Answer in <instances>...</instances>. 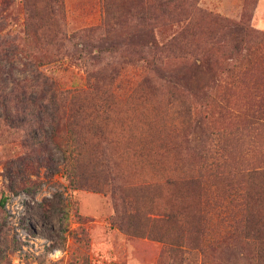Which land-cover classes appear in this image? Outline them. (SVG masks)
Listing matches in <instances>:
<instances>
[{"label":"rangeland","instance_id":"1","mask_svg":"<svg viewBox=\"0 0 264 264\" xmlns=\"http://www.w3.org/2000/svg\"><path fill=\"white\" fill-rule=\"evenodd\" d=\"M191 3L207 16L202 18L198 15L194 35L185 41L182 39L176 52L163 50L162 45L179 32L180 24L139 27L135 31L131 28L123 34L98 39L94 41L93 49L80 44L69 55H61L59 61L47 58L46 63L38 68L63 90L72 92V95L79 93L77 96L81 97L83 105L86 103L88 114L92 111L89 108L99 101L110 106L113 122L98 120L89 130L84 128L88 138L94 130L110 134L109 139L113 141L110 144V141L104 142L100 137L90 141L106 149L104 157H107L108 164L100 161V153L92 154L91 151L72 164H67L63 154L55 149L45 159L26 155L30 149L24 144L27 140L32 142L29 137L34 130L32 124L37 120L35 105L41 107L39 115L46 135L51 132L52 112L49 104L41 101L36 94L29 92L22 96L18 93L19 89L28 88L35 82L37 55L26 49L25 52L19 51L12 60L3 58L0 66L3 73L0 77V199L10 193L32 192L42 180H55L74 191H70L68 203L57 195L31 207L28 214L30 224L51 242L45 254L40 256L27 253L22 257L20 246L9 228L6 212L0 207V264H81L86 261L88 264H157L163 243L130 236L113 225L115 210L112 192L122 189L130 194L128 201L140 211L134 230L143 233L145 207L150 201L154 206H167L173 192L162 186L148 196L140 189L148 183L157 185L165 179L169 174L166 171L174 168L175 159L178 160V178L183 177L186 170L192 172L187 166L197 163L196 154L197 158L203 156V161L207 159L210 164L226 163L231 170L235 168L234 171L245 172V177L234 175L222 180L218 185L222 196L237 195L245 200L254 198L252 205L264 210V205L256 204L258 199L264 200V170H261V167L264 168V113L256 112L258 103L242 90L243 82L239 76L236 77L237 69L233 70V66H258V62L249 57L231 60L236 49L246 45L244 29L220 30L211 22V17H216L237 23L241 21L246 5V26L264 35V3L259 9V0H191ZM65 7L70 31L95 26L102 21L101 0H65ZM23 18L24 14H20L17 26L9 21L11 25L3 23L6 30L4 33L0 30V38L5 34H9L12 40L18 35L23 36ZM136 23L129 21V27ZM213 42L214 48H211ZM148 47H159L160 51L150 53ZM194 48L213 50L212 61L206 58L204 62H194L184 57L185 52ZM90 50L97 56L96 60L86 55ZM151 68L156 69L158 74L151 73ZM104 69L121 72L114 84L115 98L107 100L101 93L94 95L91 89L96 83L93 76ZM102 76L98 79L100 82L104 81L105 73ZM158 77L185 86L193 91V95L174 94L164 89ZM15 87L18 88L16 91ZM183 99L195 106L193 130L179 127L183 108L180 102ZM15 100L21 103L16 104ZM4 108L10 111L6 112ZM92 119H82L79 124L87 126ZM163 125L178 127L175 134L181 136L178 151L163 153L164 173L159 166L155 167L156 159L151 157L153 152H150L152 147L148 138V134L160 131ZM190 131L188 142H184V133ZM162 132L166 138H173L166 131ZM29 165L35 166V173H31ZM252 170L258 172L248 176ZM19 179H26V183L18 187L13 185V181ZM216 183V180L208 181L210 193L215 191ZM185 193L183 190L177 201L183 209L185 203L191 202ZM65 205L70 206L69 209L65 210ZM232 207L229 205V208ZM180 233L181 229L171 231L174 237L180 236ZM224 241L216 253L217 260L224 264H246L240 251L231 246L230 240ZM55 250H62L64 254L57 261H52L49 256ZM212 255L210 251L206 258ZM168 257L164 258V264L170 261ZM185 258L186 264H203L202 256L195 248H188Z\"/></svg>","mask_w":264,"mask_h":264},{"label":"trees","instance_id":"2","mask_svg":"<svg viewBox=\"0 0 264 264\" xmlns=\"http://www.w3.org/2000/svg\"><path fill=\"white\" fill-rule=\"evenodd\" d=\"M103 17L100 24L80 28L70 31L65 7V0H0L1 14L0 27L4 33L6 25H19L20 14H24L23 36H16L13 40L10 39L9 34H5L0 38V66L3 58L13 59L19 51L25 52L26 49L31 50L36 56L37 69L35 70V82L28 88L19 89L20 95H27L29 92L36 94L43 102H47L51 108V132L49 135L44 133L42 120L40 117L41 107H34L36 115V122L32 124V129L29 138L32 142L27 140L24 145L30 149L29 157L44 158L50 154L53 149L60 151L67 164L78 162L80 157L86 152L91 151L92 154L100 153V161L104 164L108 159L104 157L107 154L106 150L102 149L100 145L92 144L91 139L100 137L104 142L112 143L110 134L99 133L94 130L91 138L85 137L84 128L89 130L95 121L102 120L105 123L113 122L114 119L110 116L112 109L107 103L97 102L92 105L91 114H88L86 103L84 105L80 102L81 97L79 93L72 95V92L63 90L58 83L48 76L43 75L38 68L46 63V59H55L59 61L61 55H69V52L80 44L84 47H94V41L111 37L116 34H123L132 28V31L137 28L160 27L180 24L179 32L170 39L166 44L162 45L163 50H170L176 52L180 49L177 46L183 41L194 35L198 26L196 19L198 15L206 18L198 7L191 3V0H101ZM246 5L243 9L241 21L232 23L228 20H221L216 17H211V22L219 26L220 30H237L244 29L247 38L246 45L236 49V54L231 57V60H239L241 58L250 59L255 58L258 66H233L236 70V77L243 82L242 90L254 99L258 105L256 112L264 113V35L255 29L246 26L247 10ZM256 8V7H255ZM4 21V22H3ZM9 21V22H8ZM129 21H137L135 26L129 27ZM138 24L140 26H138ZM196 35V34H195ZM1 36V34H0ZM190 40H188L189 42ZM18 43V44H17ZM21 45H23L21 47ZM25 47V49H22ZM214 48V42L211 45ZM150 53L157 54L159 47H148ZM186 58L190 60L204 62L212 61L213 50H202L201 48H194L185 52ZM88 57L96 60L97 56L93 54V50L86 52ZM33 57V54H32ZM54 61V60H53ZM261 63H260V62ZM150 72L154 75L158 74L156 69L151 68ZM105 73L103 82H100L102 74ZM120 71L108 69L97 72L94 77L95 84L91 89L94 95L99 93L107 99L115 98L114 84ZM0 70V77L2 76ZM164 89H169L174 94L182 93L183 95H193V91L187 89L181 84H174L162 77H158ZM102 86H99V84ZM18 88H14L16 91ZM14 92V91H13ZM84 94V92H83ZM82 94V95H83ZM186 98V97H185ZM16 104L21 103L15 100ZM181 116L182 122L179 124L180 128H188L193 130L196 123L195 106L189 100L183 99ZM108 105V106H107ZM203 105V104H202ZM201 105V106H202ZM6 105H4L5 107ZM16 111L19 113L20 108L16 106ZM5 111H10L4 108ZM43 111V110H41ZM95 115V117H94ZM93 117L87 126H80L79 121L85 118ZM77 120V121H76ZM93 129V128H92ZM179 130L176 126H164L159 130L148 134L149 144H151V151L155 167L159 166L161 171H166L162 168L164 162L162 157L165 154H171L178 151L181 143V136L177 135L175 130ZM162 131H166L168 135L173 138H166ZM182 132V131H181ZM192 131L184 133V142H188V135ZM176 137V139H175ZM186 137V138H185ZM38 159V158H37ZM197 163L192 166H187L191 171L186 170L183 177H177L178 160L175 161V166L170 169L168 176L161 179L157 185L148 183L140 189L145 195H152V191L166 186L173 192L170 203L165 207L154 206L153 201L145 207V215H143L144 232H136L135 220L140 217V211L132 207L128 201L127 192L122 189H115L112 192L114 205L113 225L120 230L127 232L130 236L137 238H149L154 241H160L164 247L158 259L157 264H164V258L168 255L170 260L168 264H186L185 255L188 248H195L202 256L203 264H224L217 260L216 253L224 240H230L231 246L240 251L245 258L246 264H264V210L258 209L252 205L254 198L248 197L246 200L241 196H222L221 189L218 187L223 179L233 178L234 175L247 176L241 170H231L226 163H208L209 160L203 161V156L197 158ZM152 160V159H151ZM108 164V163H107ZM161 166V167H160ZM31 173L36 172L34 165L27 166ZM261 170H264L261 167ZM258 170H252L248 176L253 175ZM227 173V174H226ZM164 180V182H162ZM216 180L215 191L210 193L208 188V181ZM26 183V179H19L13 181V185L20 186ZM13 186L14 188H16ZM71 188V187H70ZM71 190L74 191L73 188ZM186 191V197L191 199V202L184 205V209L178 204L181 192ZM27 191V190H26ZM30 191V190H28ZM18 193V192H16ZM128 194V195H127ZM156 194V193H155ZM259 195V194H257ZM256 195V197H257ZM6 196L0 199V207L4 209ZM257 203L264 205V200L258 199ZM233 206L232 208H229ZM65 210L70 206H63ZM126 226L128 228L126 229ZM133 227V228H132ZM159 228L160 230H156ZM181 229L180 236H172L171 231ZM228 242V245L230 243ZM227 244V243H226ZM209 250V253L207 252ZM210 251L213 255L206 258ZM213 258V259H212ZM212 259V260H211ZM212 261H214L212 263ZM71 264H80L72 262ZM81 264H88L87 261Z\"/></svg>","mask_w":264,"mask_h":264},{"label":"built area","instance_id":"3","mask_svg":"<svg viewBox=\"0 0 264 264\" xmlns=\"http://www.w3.org/2000/svg\"><path fill=\"white\" fill-rule=\"evenodd\" d=\"M70 191L55 180H42L32 192L21 191L6 196L4 210L11 233L20 246L22 257L27 253L40 256L51 246V242L38 234L30 224L28 214L31 207L52 200L57 195L62 196L68 203ZM63 254L64 251L55 250L49 257L52 261H57Z\"/></svg>","mask_w":264,"mask_h":264},{"label":"crops","instance_id":"4","mask_svg":"<svg viewBox=\"0 0 264 264\" xmlns=\"http://www.w3.org/2000/svg\"><path fill=\"white\" fill-rule=\"evenodd\" d=\"M264 3V0H259V4H258V9L260 8V6ZM258 11V10H257ZM258 13V12H257Z\"/></svg>","mask_w":264,"mask_h":264}]
</instances>
